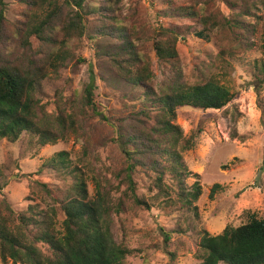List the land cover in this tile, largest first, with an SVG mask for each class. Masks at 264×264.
<instances>
[{
	"label": "trees",
	"instance_id": "obj_1",
	"mask_svg": "<svg viewBox=\"0 0 264 264\" xmlns=\"http://www.w3.org/2000/svg\"><path fill=\"white\" fill-rule=\"evenodd\" d=\"M122 1L17 0L23 7L22 19L6 29L7 5L0 0V140L16 142L26 135L28 143L39 151L69 135L78 137L83 123L96 117L116 130L115 142L126 163L121 172L115 173L116 186L111 182L105 185L95 178L93 197L88 194L84 172L71 162L66 151L56 152L43 161L36 176L24 175L48 194L52 204L43 199L44 208L33 204L14 212L2 199L0 264H124L131 251L114 240L110 226L111 213L118 214L125 200L146 210L157 208L164 215L192 214L196 220L199 218L195 205L201 195V186L195 179L198 175L188 170L182 158L183 153L193 149L199 131L184 137L174 124L177 110L183 107L220 110L234 99V94L214 74L192 83L182 78L177 42L183 40L186 32L177 26H159L155 30L152 44L155 57L159 65L168 66L167 77L155 87L150 59L133 51L131 34L122 33L125 28L121 20ZM246 8L247 14L252 9L261 11L260 16L255 14L257 21L248 22L232 13L219 17L206 15L205 7L192 3L178 5L174 10L185 23L202 27L195 36L208 41L209 34L217 38L220 34L221 52L228 54L235 47L245 50L254 46L251 39L259 22L264 47V0L248 2ZM89 16L100 22L95 33L85 24ZM112 35L125 40L107 55L113 74L139 93L132 105L136 127L132 134L126 133L123 123L118 121L115 125L103 111L96 109L91 81L68 103L62 95L69 83L62 72L72 57L70 43L83 36L94 41ZM11 42L38 59L21 65L7 61L5 55L10 53ZM250 72L260 90L264 86V59L255 61ZM50 100L56 104L54 115L45 110ZM260 107L264 128V104ZM44 171L60 181H70L61 195L55 193L53 197L45 181L40 185L37 178ZM136 171L149 179L145 195L137 194ZM190 178L195 181L188 185ZM0 182L2 189L6 181L1 168ZM219 189L220 185H213L210 198ZM113 193H119V198L114 199ZM58 212L62 220H58ZM197 235L200 237L197 264H264V219L253 214L246 223L228 226L218 235L204 230L197 231ZM169 255L174 264L175 254Z\"/></svg>",
	"mask_w": 264,
	"mask_h": 264
},
{
	"label": "rangeland",
	"instance_id": "obj_2",
	"mask_svg": "<svg viewBox=\"0 0 264 264\" xmlns=\"http://www.w3.org/2000/svg\"><path fill=\"white\" fill-rule=\"evenodd\" d=\"M4 1L7 5V29L22 19L23 7L17 0ZM254 1L123 0L120 4L125 27L122 33L131 34L133 51L150 59L155 87L168 73V66L159 65L153 51L155 30L159 26H177L186 32L183 40L177 42L182 78L192 83L204 75L214 74L234 94V99L220 110L189 107L177 110L174 124L180 127L184 137L199 131L193 149L182 154L188 170L198 175L195 179L201 186V195L195 204L199 218L196 220L192 214L164 215L157 208L146 210L125 200L118 214L111 213L110 226L114 240L131 251L124 264H172L169 253L175 254L174 264H197L200 240L197 231L218 235L228 226L238 227L246 223L249 215L264 219V128L260 107L264 104V86L258 90V82L250 72L255 61L264 59L261 22L251 39L254 46L245 50L235 47L226 54L221 52L220 34L218 38L209 34L208 41L195 36V32L201 31L202 27L185 23L174 10L178 5L192 3L205 7L206 15L219 17L232 13L253 22L255 14L260 16L261 11L252 9L247 14L246 7L248 2ZM85 24L94 33L100 27V22L92 16L87 17ZM122 40L125 42L124 37L114 35L94 41L86 36L73 40L69 46L72 57L62 72L63 77L69 80L62 95L68 103L74 95L81 94L83 85L91 81L96 109L103 111L115 125L118 121L123 123L126 133L132 134L136 128L132 105L139 93L115 78L107 56L117 50ZM9 51L5 59L14 64L38 59L13 42ZM45 110L49 115L55 114L54 100L47 101ZM116 139V130L96 117L83 123L78 137L69 135L39 151L28 143L26 135L16 142L1 139L0 168L6 185L0 189V202L6 200L14 212L22 211L28 205L36 204L41 209L46 203L52 204L48 194L24 175L36 176L43 161L59 151H66L71 162L84 172L90 197L95 193V178L105 185L108 182L118 185L115 173L121 172L126 163ZM37 179L40 185L46 182L45 187L53 193V197H56L55 193L61 195L63 188L70 183L60 181L48 171L41 173ZM195 179L187 180L188 185ZM134 180L138 185L137 194L145 195L149 179L141 171H136ZM215 184L220 185V189L214 198H210L211 187ZM123 189L124 186H121ZM119 195L112 194L114 199ZM58 213V220H62L61 213Z\"/></svg>",
	"mask_w": 264,
	"mask_h": 264
}]
</instances>
